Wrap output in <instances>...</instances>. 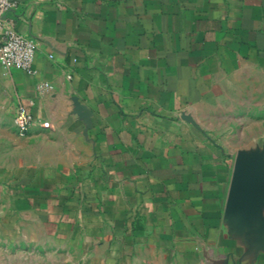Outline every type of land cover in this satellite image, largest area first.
Masks as SVG:
<instances>
[{
  "label": "crops",
  "instance_id": "1",
  "mask_svg": "<svg viewBox=\"0 0 264 264\" xmlns=\"http://www.w3.org/2000/svg\"><path fill=\"white\" fill-rule=\"evenodd\" d=\"M9 1L36 51L0 65V193L96 259L264 264V0Z\"/></svg>",
  "mask_w": 264,
  "mask_h": 264
},
{
  "label": "rangeland",
  "instance_id": "2",
  "mask_svg": "<svg viewBox=\"0 0 264 264\" xmlns=\"http://www.w3.org/2000/svg\"><path fill=\"white\" fill-rule=\"evenodd\" d=\"M11 183L14 191L0 193V264H174L152 251L115 260L91 257L74 233L39 224L29 203L16 199Z\"/></svg>",
  "mask_w": 264,
  "mask_h": 264
},
{
  "label": "built area",
  "instance_id": "3",
  "mask_svg": "<svg viewBox=\"0 0 264 264\" xmlns=\"http://www.w3.org/2000/svg\"><path fill=\"white\" fill-rule=\"evenodd\" d=\"M14 7L9 0H0V65L5 69L19 68L32 72V63L36 51L34 41L26 34L6 25L5 14ZM45 87H50L48 83ZM34 121L32 113L23 105H17L12 118V127L19 136H26ZM41 128H49L47 120H38Z\"/></svg>",
  "mask_w": 264,
  "mask_h": 264
},
{
  "label": "water",
  "instance_id": "4",
  "mask_svg": "<svg viewBox=\"0 0 264 264\" xmlns=\"http://www.w3.org/2000/svg\"><path fill=\"white\" fill-rule=\"evenodd\" d=\"M258 163L252 160H237L235 165V173L237 176L245 179H249V177L243 172L244 169H247L251 176L255 179L258 178L257 166Z\"/></svg>",
  "mask_w": 264,
  "mask_h": 264
}]
</instances>
